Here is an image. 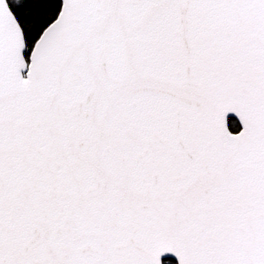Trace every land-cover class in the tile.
I'll list each match as a JSON object with an SVG mask.
<instances>
[{
	"label": "snow or ice",
	"instance_id": "obj_1",
	"mask_svg": "<svg viewBox=\"0 0 264 264\" xmlns=\"http://www.w3.org/2000/svg\"><path fill=\"white\" fill-rule=\"evenodd\" d=\"M0 264H264V0H0Z\"/></svg>",
	"mask_w": 264,
	"mask_h": 264
}]
</instances>
